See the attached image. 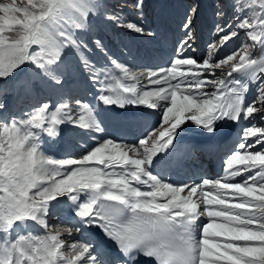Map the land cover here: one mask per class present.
I'll return each mask as SVG.
<instances>
[{
  "label": "bare ground",
  "instance_id": "obj_1",
  "mask_svg": "<svg viewBox=\"0 0 264 264\" xmlns=\"http://www.w3.org/2000/svg\"><path fill=\"white\" fill-rule=\"evenodd\" d=\"M67 1L73 3V6H68L69 10L67 8L73 22L71 27L74 28L76 34H79L85 24L88 26L91 36L93 35L92 41L97 49L92 51L91 54H94L92 59H96L97 61H95L99 64H108L112 75L108 76L106 83H101L102 86L98 88L96 93L97 102L100 103L97 105L98 108L90 107V105H78L71 109L70 104L62 101L61 97L57 98L50 94L52 92L50 85L55 84L63 90L69 83L66 78L58 77L53 82L46 84L37 73L42 66V58H47L50 54L49 50L53 53L50 46L46 44V38L43 39V44L38 50L46 49L40 53L42 55L38 51L37 53L30 52L31 59L27 58L29 63L26 62L30 65H24L26 60H22L23 62L17 64L18 66L7 65L10 72L16 67L18 71L25 68L26 72H32V78L37 82L40 81L42 90L47 92L44 94L52 97L51 107L47 112H43L41 121L37 125L35 131L37 136L33 135L35 137L31 138L37 144H42V151L37 152L33 161L35 169L30 175L32 188L28 194V201L11 209V223L14 222L15 225L21 221L28 223L30 222L29 217H33L32 225L41 226L46 231L43 233L32 230L25 235H19L17 238L25 240V244L19 245L20 247L17 245L19 244L18 240L12 236L7 243L12 250L10 264H89L87 247L84 243L76 241L78 233L63 231L59 226L53 227L56 222H54L55 216L52 214L56 213L51 211L52 203L65 202L73 194L76 197L74 203L78 211L82 209L78 201L80 194H82L81 203L84 198L88 197L87 194H92L116 197L130 206L145 208L172 209L177 205L187 206L198 219L196 246L199 264H243L238 256L244 257L248 264L258 263L255 258L264 254V231H245L247 232L246 238H250L253 243L239 245L233 238V241H226L239 229L224 223L213 225L217 220L234 224V220L231 216L229 217V214L219 211L215 206V204L225 205V197L223 199L217 196V192L227 191L230 181H234L235 177L232 168L246 157V153L237 151L232 154L230 161L228 160L223 166V174L218 178L206 180L200 185L190 187L171 186L163 180L155 178L152 174L154 165L152 157L158 146L163 148L165 144L206 140L220 134L223 137L227 136L229 143L237 138L238 130L235 125L241 122L243 114L249 108L245 103L246 99L254 94L252 87H254L257 78L264 75V37L260 41L257 57L252 60L245 57L246 59L244 58L245 60L236 69L230 72L225 71L223 74L226 75L225 82L222 86L216 87L214 92L209 95L205 91L207 88L204 85L205 79L202 77L212 74V66L216 67L215 70L219 67L215 64L211 65L208 60L199 64L193 58V56L203 55L205 48L210 47L211 49L214 44V37L211 33L214 25L212 18L208 16L210 14L207 13V0L200 2L196 13L197 17L194 20L198 24V29L193 32L191 38H184L185 34L178 26L166 30L168 33H174L173 43L153 44L155 58L152 60L162 61L153 69L139 67L141 62L135 61V58L138 57L133 54L132 42L135 45L138 44L136 38L140 35L125 37V42L121 44L119 53H117L120 61H114L110 55L113 53L112 48L97 46L94 40L97 35L91 28V22L96 21L98 25H101L103 19L94 13L93 18L85 17V12H90L89 0ZM157 2L158 0L149 1L150 10L158 4ZM187 14L191 15L188 10L183 11L174 4H169L167 16H171L177 24L183 17L187 18ZM207 21L212 22L208 25ZM149 23L147 25L150 30L159 27V24L153 22L149 25ZM60 24L68 23L64 20ZM117 30H119L117 27H104L103 33L106 36H112L116 34ZM151 31L155 33L154 30ZM100 34L101 32H98V35ZM136 47H134V51ZM138 47L141 46L138 45ZM98 52H100L101 61L96 55ZM138 52L143 54L141 48H138ZM17 54L18 50L14 47L7 51L3 58L8 61L13 57L16 58ZM114 58L117 59L116 54ZM205 68L207 69L204 70ZM142 85L148 86V89L146 90ZM137 105L142 110L156 112L158 120L163 122L162 126L153 131L145 143L136 142L126 145L112 137L104 139L110 136L109 133L115 126L114 122L118 123L121 108H137ZM193 108L200 111L194 116H189L188 111ZM74 110H78L77 113L84 116L82 126L80 125L82 116H77V114L73 118L70 117ZM174 110H177L178 119L170 122ZM110 117L114 122L110 120ZM180 121L182 122L180 123ZM233 126L235 129H232ZM78 129L94 133L93 141L90 142L93 148H88V144H82L88 151L80 155H73L71 152L75 148L72 147L71 142L82 139L81 136L74 133ZM51 131L56 138L51 137ZM71 138L73 139L71 140ZM50 140H53V144L49 143ZM57 144L61 150L67 153L66 157L58 161H47L43 148L47 149V153H50L48 146ZM134 183L142 185L151 183L153 188L150 191L139 190L133 185ZM237 187L243 188L241 185ZM248 187L251 186L248 185ZM161 193L165 196L164 199L158 198ZM222 196L226 195L222 194ZM39 203L44 204L43 208L36 207ZM212 209H214V215ZM204 219L207 220L203 222ZM213 219L215 220L212 221ZM72 242H76V244L71 249L70 243ZM238 250L245 255L239 254ZM2 256L3 254L0 253L2 264H7Z\"/></svg>",
  "mask_w": 264,
  "mask_h": 264
},
{
  "label": "rangeland",
  "instance_id": "obj_2",
  "mask_svg": "<svg viewBox=\"0 0 264 264\" xmlns=\"http://www.w3.org/2000/svg\"><path fill=\"white\" fill-rule=\"evenodd\" d=\"M89 1L94 8L95 13H101L104 15V17H115V20H112L111 22L106 21L105 25L111 23L114 25L112 27H116L115 25L120 24L119 26L121 28L123 27V29H121V31L117 30L116 34L124 33L125 37L134 35L132 34L134 31H141L140 24L143 27H146L148 32H150L151 30L149 29L147 23L156 22V20L149 19L146 15H144V12L148 6V1L150 0H130V2L129 0ZM175 1H177V7L183 9V11H186L189 8L188 11L191 13V15L188 16L187 14V18L183 17L182 19H184V23H181L179 27L183 25L182 29L180 28V30H183V33L185 34L184 38H191L193 33L187 31V26L192 20H196V13L200 5L198 8L197 6L200 0H185L188 1L187 7L184 6L186 2L183 0H179V3L178 0H158V6L156 5L152 10H150L149 3V11L152 12L157 7L156 13L155 11L154 13L157 14L160 11V13H163L165 9L164 6H166L168 9L169 4H174ZM208 2L207 13L210 14L208 16H210V18L213 20L214 27L212 28V31L214 35L212 34V36L215 37V40L213 39V47L211 49L209 48L208 50L209 57L204 59L203 62L205 63V60H208L211 65L215 64L219 67L217 71L215 70L216 67L214 68L212 66L211 68H213V72L210 74L211 76H203V79H205L204 85L207 88L205 91L211 95L215 88L218 87L219 83L223 84L225 82L226 75H223L225 71L230 72L236 69L246 59L245 57H248V60H252L257 57L260 41L264 37V0H208ZM68 6H73V3L67 0H0V77L4 75L9 77L5 85H3L4 82H0V95L2 94L0 105L2 108H4L5 105L9 103L14 104L20 99L21 101H24L25 105L27 103L26 101L33 100L36 102V108L38 109L31 110V115L26 122L36 123V121H39V118L41 121V117L43 116L42 112H45L47 109L49 110L51 107L50 106L48 108L50 100L44 98L45 96H42L41 98L39 97V99L37 95L39 93L35 95L34 92L40 88L39 85L41 82L39 81L38 84L36 79L32 78V72H30L31 74L26 72L25 68L19 69L20 71H18L16 69L17 67L13 69L12 72H10L9 68H7V65L18 66L22 60H26L24 65H30L28 64L29 61L27 59H31L29 56L30 52L37 53L43 44V39L46 38V44L50 46L53 53L49 50L48 52L50 54L47 56V59L42 58L44 65V77H49L48 79L54 81V79L58 78V76H74L72 71L77 70L78 72V70H82L81 68H77L78 66L76 62H78L85 71L92 69L93 63H91V60H89V55L86 54V51H89L95 45L88 37L80 33V31L79 34H76L74 28L71 27V25L65 24V26L60 24V22H64V20L67 23V17L71 18V14L68 11L70 8ZM123 11H126V13H123ZM85 15L87 17L93 18V15L88 12H85ZM129 16L130 18H135V20L128 19L127 21L125 18ZM136 20L140 22V24ZM166 20L170 22V20H173V18L169 16L164 18V21ZM92 22L91 28L93 29L95 35H97V37L95 36L94 39L95 42L97 40L96 43H99L100 39H102L105 44H102L101 46H107L105 40L108 35L106 36L103 33V30H99L102 29V27L98 26L96 21ZM211 22L207 21L208 25H210ZM150 23L149 25H151ZM195 23L196 27L195 24H193L188 26V30H193L195 27L194 31H196L198 29V24L196 21ZM97 27L99 29H97ZM98 32H101V34L98 35ZM91 37L93 38V35ZM119 37H121V35ZM141 37L142 36L140 35L139 38ZM123 42H125V40ZM122 43H119V49L121 48L120 46ZM14 47L18 50L17 57H13L7 61L3 57L7 51ZM43 50L46 49L43 48L41 51H38L39 54L43 52ZM27 61L28 63H26ZM203 62L201 61L199 64H202ZM91 72L94 73L93 70H91ZM222 84H220V86H222ZM50 86V88L54 87V85ZM56 88L58 89L59 86L56 85ZM252 89L255 92V95L252 93L253 95L251 97L248 96V99L246 100L249 102L252 98H255V101L247 106L250 109L247 108V112L243 114L241 122H238L239 124L237 123L238 125H235L239 135V137L235 140V143L238 147L245 148L244 152L242 153H246V157L241 159L240 162H237L236 165L245 164L244 166H249L247 168H243L244 166L238 167V169H240L238 171L239 175L243 177L247 176L249 179L256 182L246 183V181L243 180L242 184H238L236 181L231 180V183L227 187V191L217 192V196L222 197L223 199L225 197V205L218 206L215 204V206L219 209V211L225 212L227 215L229 214V217L231 216L233 218L234 224L229 222L225 223L220 220H217L215 224H213L216 225L224 223L239 229L235 231V233L230 236L229 239H226L227 242H230L233 241V238L236 240V242H234L239 245H245L250 242L253 243L250 238H246V234L249 230L264 231V75H261L259 78H257ZM29 94L32 96H29ZM158 103L160 104V102ZM70 106L71 109L75 107L71 104ZM200 109L202 110V108ZM199 111L193 108L188 111V115L194 116V114L198 113ZM72 113L70 115L71 118L78 114L77 110L72 111ZM175 119H178L177 110L173 111V117L170 122L176 121ZM1 122L2 120L0 123ZM181 122L182 121H180V123ZM247 122L248 124H246ZM162 124L163 122H160L158 128H160ZM14 125L8 129V132H10V135H12L10 142L13 144L5 155H3V153L8 150V147L2 144L0 145V174L9 173V175L13 178V170H18V172L21 174V179L19 182L17 181L15 183L18 186L20 184L22 189H29L27 196H24V194L26 195V192L24 191H20L17 195L12 194L9 188L6 189V195L14 198V203L23 202V204H25L24 198L26 197L28 199V194L32 188L30 175L33 174L32 171L35 169L33 166V161L36 158V154L27 147V149H24V152H22L23 147L25 146L24 140L20 139L21 135L17 131L18 126L16 124ZM80 125L82 126L81 122ZM37 127L38 126H36L34 131L31 133L32 136H37V133H35ZM2 133L3 129L0 124V135ZM6 155L7 157L5 158ZM5 164L6 167L3 169ZM5 170H7V172ZM234 176H236V174H234ZM10 181L11 180L9 178L3 179L4 183H9ZM27 184L28 186L26 187ZM240 185L243 186V188L237 187ZM248 185L251 187H248ZM222 194H225L226 196H222ZM229 196L233 197V202L231 203L229 202ZM241 198L242 201H239ZM0 199H2L0 200L2 208L7 210V212L2 213V215L5 217L8 215V212L10 213V204H8L7 201L12 205L14 203L10 202L8 199L7 201L4 200L2 196ZM27 199L25 200L26 202ZM209 208H211V206H209ZM214 209L211 210L213 215ZM238 213L239 217L237 216ZM239 218H241L245 225L250 223L251 225L247 228L235 226L236 223L241 222ZM214 220L215 219L212 221ZM238 251L239 254H243V256L245 255L240 250ZM238 258L242 260L241 262H243V264H248L246 263L247 260L244 259V257L238 256ZM255 261H258L256 264H264V254L261 257L255 258Z\"/></svg>",
  "mask_w": 264,
  "mask_h": 264
}]
</instances>
